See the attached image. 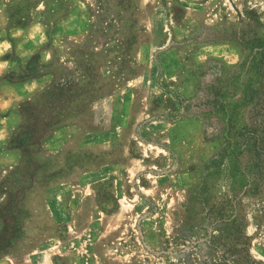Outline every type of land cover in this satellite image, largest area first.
<instances>
[{"label": "rangeland", "instance_id": "1", "mask_svg": "<svg viewBox=\"0 0 264 264\" xmlns=\"http://www.w3.org/2000/svg\"><path fill=\"white\" fill-rule=\"evenodd\" d=\"M241 222L264 264V0H0V264L216 262Z\"/></svg>", "mask_w": 264, "mask_h": 264}, {"label": "trees", "instance_id": "2", "mask_svg": "<svg viewBox=\"0 0 264 264\" xmlns=\"http://www.w3.org/2000/svg\"><path fill=\"white\" fill-rule=\"evenodd\" d=\"M174 96L178 99V107L180 109V112L171 117V122L176 123L179 120L183 118V114L186 112L191 111V104L188 101H185L179 94H175ZM76 97V91H72L71 87L67 85V83H58L56 85H53L51 88H49L43 95L42 99L46 101V105L53 108L55 106H66L69 101H74ZM28 117L34 118L36 115H34V109L28 108ZM59 115H61L59 113ZM66 115H61V118L59 117H53L48 119L47 123L45 124L48 127L56 126V124H59L63 118H65ZM217 161L214 159L213 163H216ZM190 212V207L187 206L185 208V213ZM243 226L244 223H239L238 227L235 230V235L232 237L233 241V248L231 250L225 251L221 253V260L220 261H214L208 260L205 255H201L203 258H205L200 264H259L251 259V257L248 254V239L244 236L243 233ZM199 228L201 230H206L207 225H199ZM221 235L218 237H212V244L215 245V240L220 239ZM14 238H7L6 236L1 237L0 235V253L7 252L10 249V246H12Z\"/></svg>", "mask_w": 264, "mask_h": 264}]
</instances>
